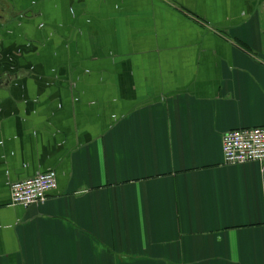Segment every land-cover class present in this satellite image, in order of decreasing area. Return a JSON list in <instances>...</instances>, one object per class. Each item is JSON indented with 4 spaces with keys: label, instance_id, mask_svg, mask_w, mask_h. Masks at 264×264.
I'll return each mask as SVG.
<instances>
[{
    "label": "crops",
    "instance_id": "obj_1",
    "mask_svg": "<svg viewBox=\"0 0 264 264\" xmlns=\"http://www.w3.org/2000/svg\"><path fill=\"white\" fill-rule=\"evenodd\" d=\"M258 126L264 0H0V264H264Z\"/></svg>",
    "mask_w": 264,
    "mask_h": 264
},
{
    "label": "built area",
    "instance_id": "obj_2",
    "mask_svg": "<svg viewBox=\"0 0 264 264\" xmlns=\"http://www.w3.org/2000/svg\"><path fill=\"white\" fill-rule=\"evenodd\" d=\"M222 142L226 164L264 163V126L229 130L223 135ZM9 187L11 203L28 208L44 202L57 189L58 182L56 173L51 170L10 182Z\"/></svg>",
    "mask_w": 264,
    "mask_h": 264
}]
</instances>
